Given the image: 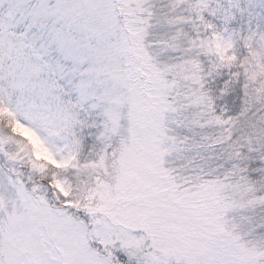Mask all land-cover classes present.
<instances>
[{"label":"snow or ice","instance_id":"snow-or-ice-1","mask_svg":"<svg viewBox=\"0 0 264 264\" xmlns=\"http://www.w3.org/2000/svg\"><path fill=\"white\" fill-rule=\"evenodd\" d=\"M0 264H264V0H0Z\"/></svg>","mask_w":264,"mask_h":264}]
</instances>
